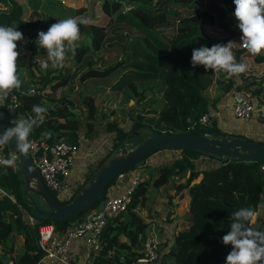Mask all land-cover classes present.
I'll return each instance as SVG.
<instances>
[{"label":"trees","instance_id":"16d2710c","mask_svg":"<svg viewBox=\"0 0 264 264\" xmlns=\"http://www.w3.org/2000/svg\"><path fill=\"white\" fill-rule=\"evenodd\" d=\"M26 1L28 20L21 18L23 7L17 0H0L3 6L0 8V26L16 27L23 37H27L23 44L17 41V50L22 45V55L18 57L17 65L18 72H21L23 60L29 58L28 67L25 63L24 67L28 70L30 88L34 93L28 94L27 85L21 83L19 90L10 93L18 100L16 108L9 112L0 104V110L6 113L10 126L15 127L18 120L34 116L33 105L48 109L44 123L34 128L28 139L48 144L58 140L77 144L80 138L98 137L99 131L87 129L80 133V120L69 109L74 107L73 98L59 94L67 81L79 71L76 77L78 82L87 79H93L94 83H97L95 80H108L107 87L119 92L123 102L134 100V104L126 110L127 118L124 121L127 123H105L103 129L111 133V137L106 135L107 147L98 149L96 167L122 146L128 133L141 126L174 134L214 131L264 143V139L243 135L240 131L225 132L216 125L196 123L210 105H215L219 97L231 90H242L251 97H257L264 87V52L253 56L241 46L242 33L236 26L238 21L233 14V0H101L99 8L112 24L80 25L83 40H87V43L81 40L76 54H67L65 65L70 64L71 71L66 70L68 68L65 66L62 68L66 70L65 74L62 69H54L37 75L33 74V64L46 61L47 54L35 41L40 31L46 32L51 24L57 22L54 13L58 12L59 1L45 0L43 4L40 0ZM135 6H141L146 12L138 10L136 17L132 18L126 9ZM72 11L71 16L77 19L84 12L79 7ZM128 29H134L136 33H130ZM127 40L125 54L122 55L120 44ZM229 41L235 43L233 53L236 62L247 65L246 71L238 78H227L224 72L206 71L203 66L192 67L193 49ZM114 48L120 55L118 58L107 65L93 64L103 53L105 56L113 53ZM211 83L217 88L213 98L205 94ZM95 87L97 91L98 87ZM155 94H160L162 99L158 109L152 108L153 103L160 105L153 99ZM146 98L151 101L141 103ZM141 135L133 136L129 142L134 144V139H139ZM5 150L8 152L6 147ZM172 151L177 153L169 157L168 164H155L152 167L156 173L153 179L149 177L137 184L126 209L107 220L99 235L100 247L89 264H131L141 258L140 237L147 223L139 217L135 208L146 207L148 186L157 191L174 176L181 177L185 173L184 182L177 183L173 188L176 199L181 195L187 198L186 210L190 218L179 221L184 228L176 233L166 249H162L158 243V257L154 264H225L232 246L224 245L221 238L230 230L232 214L242 207L254 210L250 226L258 230L264 219V184L259 161L215 158L189 149ZM145 161L129 169H138ZM15 167L16 162L11 167L3 165L0 170V264L7 261L11 264H48L42 260L43 254L36 242V226L51 224L55 232L61 233L83 212L66 221L31 214L30 207L22 201L21 179L16 175ZM92 171L84 173L81 184ZM104 194L105 191L102 198ZM36 203L43 207L41 202ZM26 213L34 218L33 224L27 221ZM121 234L126 241H117ZM17 236L22 239L20 245L16 242Z\"/></svg>","mask_w":264,"mask_h":264},{"label":"clouds","instance_id":"9594fccd","mask_svg":"<svg viewBox=\"0 0 264 264\" xmlns=\"http://www.w3.org/2000/svg\"><path fill=\"white\" fill-rule=\"evenodd\" d=\"M234 16L237 27L242 33L241 46L253 56L264 52V0H233ZM86 17H68L57 20L48 30L40 31L35 43L46 50L47 60L40 64L41 69H62L67 54L73 56L81 41L80 25H88ZM24 39L23 33L13 26H0V98H7L13 90H19L21 80L18 75L17 41ZM234 42L215 44L212 47L201 46L193 49L191 65L203 66L205 70L224 72L227 78L246 71L245 63H237L233 53ZM48 109L33 105L34 116L22 118L15 127H9L0 133V146L15 142L16 152L27 154L32 147L29 136L34 128L44 123ZM0 165L11 167L14 159H0ZM255 212L250 207H242L231 217L230 230L221 240L231 245L232 250L226 256L225 264H264V231L250 226Z\"/></svg>","mask_w":264,"mask_h":264},{"label":"built area","instance_id":"2783aa9c","mask_svg":"<svg viewBox=\"0 0 264 264\" xmlns=\"http://www.w3.org/2000/svg\"><path fill=\"white\" fill-rule=\"evenodd\" d=\"M32 94L33 89L26 90ZM231 115L236 120H248L256 118L264 120V107L255 105L246 92L242 90H232L230 92ZM0 104L12 112L18 105V100L9 95L7 98H0ZM218 114L207 110L197 120L196 123L211 126L213 115ZM32 144L28 154L36 167L43 184L53 197L63 203L69 201L79 186L83 178L77 182L69 184L71 167L78 157V147L76 144L58 140L51 144L37 139H29ZM15 158L5 150V145L0 146V159ZM95 160L94 156L92 157ZM89 170L96 168L97 162H91ZM13 165V166H14ZM2 167V165H0ZM264 184V162L259 163ZM141 181L136 169H128L120 172L114 178L113 183L106 188L104 197L100 203L90 207L83 212L81 217L69 224L60 232H55L51 224H40L36 226V242L43 254L42 260L56 264H89V260L100 247L99 235L108 219L123 212L130 203L131 194L137 184ZM121 187L120 190L115 189ZM78 189V188H77ZM26 219L30 224L34 223L32 215L26 213ZM139 237V235H138ZM142 240L143 255L136 260V263L154 264L158 257V241L152 229L140 237ZM82 245L81 255L73 251L74 243L80 242Z\"/></svg>","mask_w":264,"mask_h":264},{"label":"water","instance_id":"95a60500","mask_svg":"<svg viewBox=\"0 0 264 264\" xmlns=\"http://www.w3.org/2000/svg\"><path fill=\"white\" fill-rule=\"evenodd\" d=\"M138 10L145 11L141 6H135L126 9V12L135 18ZM137 21L143 25L138 18ZM127 42L128 40L120 44L122 55L125 54ZM9 127L11 126L6 113L0 110V133ZM139 133L145 134V138L126 147L130 143L129 140ZM123 142L116 152H111L97 165L70 200L64 203L57 201L47 190L28 153L16 152L14 141L5 144V147L15 158V173L21 179L22 201L30 207V213L61 221L71 220L92 207L102 198L106 187L117 174L145 161L159 150L189 149L215 158L264 162V143L214 131L174 134L141 126L128 133ZM34 198L38 199L43 207H40ZM258 230L264 231V219Z\"/></svg>","mask_w":264,"mask_h":264},{"label":"rangeland","instance_id":"374dc122","mask_svg":"<svg viewBox=\"0 0 264 264\" xmlns=\"http://www.w3.org/2000/svg\"><path fill=\"white\" fill-rule=\"evenodd\" d=\"M17 1L23 7L21 18L24 20H28L29 7L27 5V2L22 1V0H17ZM44 1L45 0H43V2ZM100 2H101V0H63V2H58V4H59L60 11L65 12L63 17H66V18L72 17L71 16L72 10H76L79 7V8L84 10L82 15L87 14L83 17H86L89 20L88 24H97V25H105L106 26L107 24L111 23V20H110V18L104 16L101 13V10L99 8ZM1 7H3V6L0 5V8ZM122 7H124V5ZM82 15H81V17H82ZM128 31L130 33H136L134 29H128ZM80 33H81V40H83L84 35L82 32H80ZM26 41H27V37L24 36V39L22 40L21 43L23 44ZM83 42L87 43V40H83ZM112 51H113V53L108 54L107 56H105L103 53V55L101 57H99L98 60L94 61L93 64H96V65L99 64V66H101V64L107 65L110 62H112L114 59H116L120 56L115 48ZM120 54H122L121 51H120ZM42 62H44V61H38L35 64H33L35 66L33 74L37 75V73H44V71H46V70L47 71H53L54 70L50 66L51 62H49V68L48 69H46V70L41 69L40 64ZM24 63H25V66L28 67V65H29V58L28 57H25V59L23 60V68H22L21 72L20 71L18 72V75H19V78L21 80V83H25L27 85L26 86L27 89H29L31 87V84L29 82L30 77L28 75L27 68L24 67ZM65 66H67V68H68L66 70L71 71L72 67L70 64L67 63ZM251 69L252 68H250V70ZM66 70L62 69V72L65 74ZM78 73H79V71L75 72L74 76L71 77L70 79H69L70 74H68L69 80L67 81L63 90H61V92L59 94H65L68 97L73 98V99L72 98L71 99L74 102V107L69 108V109H70L71 113L80 120V124H81L80 133L82 131H87V129H90L92 132L93 131H99L100 134L98 135V137L96 139H94L93 137L92 138H84V139L80 138L76 144V145H78L77 146L78 151L84 156V158H86L88 156L89 159H91V156L92 157L94 156L95 160H93V158H92L91 162L92 161L97 162V160H98V149L105 148L108 145V144H105L107 142V141L105 142V136L110 135L109 137H111V133L108 134L103 129L105 123L107 121H111V122H114L116 124L127 123V121H124L127 118L126 110H127V107L134 104V100L131 99V100H128V102H123L122 101L123 97L119 92L112 91L109 89V87H107L106 84H107L108 80H105V82L95 80V81H97V83H94L93 79L92 80L87 79L83 82H80V81L78 82L77 78H76ZM113 73H115V72H113ZM51 75H52L51 77H53V74H51ZM234 76L237 78L239 77V75H234ZM104 79H106V77ZM51 82H53V81H51ZM95 86L98 87L97 91H96ZM262 88L263 89H261V91L257 97H253V96L251 97L252 100L255 102V105H257V106L264 105V87H262ZM216 93H217L216 85L214 83L209 84L205 90V94L209 98H213L216 95ZM229 93H226V94H229ZM226 94H224V95H226ZM221 97H219V99L215 102V106L210 105L207 108V110H212L214 112L217 109L218 114L216 113L215 115H213L212 122H211L212 125H216V126L219 125V122L226 123V120H227L226 117H228L229 120L231 119V115L223 117L222 119L219 116L220 115V109H221L220 104L223 103ZM153 99H154V101L160 102L159 106L155 105V103L152 104V108L158 109V107H160L162 104V99L160 97V94L153 95ZM149 101H151V99L146 98V99L142 100L141 103L147 104ZM257 101H258V104H256ZM137 106H140V104H137ZM256 123L258 125L259 124L264 125V121L258 120V121H256ZM220 128L222 129V125H220ZM141 138H145V134H142L139 139H134L133 142L136 143L139 140H141ZM108 143H109V141H108ZM130 144H131V142L128 145H126V147H129ZM116 151H114V152H116ZM85 155H86V157H85ZM161 156H163L164 158H167L168 153L163 152V151H158V152H155L154 154H152L150 156V158L154 159V160L159 159L162 161L164 158H162ZM156 164H159V163H156ZM142 166H141V168H142ZM0 170H2V167H0ZM88 170H89L88 168L84 169V173ZM81 171H83V169L80 170L78 173H80ZM36 201L40 202L39 200H36ZM100 201H101V199L99 201H97L96 204L100 203ZM46 263H48V262H46ZM6 264H9V261H7ZM43 264H45V263H43ZM48 264H50V263H48Z\"/></svg>","mask_w":264,"mask_h":264},{"label":"crops","instance_id":"0c3cea01","mask_svg":"<svg viewBox=\"0 0 264 264\" xmlns=\"http://www.w3.org/2000/svg\"><path fill=\"white\" fill-rule=\"evenodd\" d=\"M22 1H26V0H22ZM42 1L43 0H41V2ZM58 1L63 2V0H58ZM41 4H43V2ZM57 7H58V12L57 13L53 12L57 16V20L65 19L66 17H63L65 12L60 11L59 5ZM17 51L20 53L19 58H21L22 47L19 46ZM230 98H231L230 93L223 95L221 97L223 101V103L220 104L221 109H220L219 116L221 119L223 117L231 115L230 107L228 105ZM226 118H227L226 123L219 122V125H217L219 128H220V125H222V129H221L222 131H225V132L240 131L243 135H248L254 138L264 139V125L262 124L258 125L256 123V121H258L256 118L252 117L248 119L247 121L246 120H236L233 118L232 115H231L230 120L228 117ZM172 150L173 149L159 150V151L168 153L167 158H164L163 156H161L162 158H164L162 161L159 159H157L158 161L151 159L150 158L151 155H150L148 159L146 160V162H144V165L142 166V168L140 167L136 169V171L140 175L141 181L142 180L146 181L148 180L149 177H151L150 179H153L156 173L152 171V167L156 163L168 164L170 162L169 157L175 156L177 153L176 151H172ZM91 160H92V156H91V159H89L88 156L84 158V156L80 152H78V157L75 159L71 167L70 176L68 180L69 184L77 183L82 178H84V172L83 171H81L80 173L78 172L82 169H87V168L89 169V166L91 165L90 164ZM186 176H187V173H185V175L181 177L174 176L171 181L161 186L159 190L157 191H155L153 188L148 186L146 189V193H147V200L145 202L146 207L145 208L143 207L135 208V211H137L139 217L147 223V226H146V229L143 235H145L147 231L152 229L162 249H166L168 245L170 244V242L172 241V239L174 238V236L176 235V233L184 228V226L179 221L181 219L190 218V215L186 210L187 198L184 195H181L180 198L176 199L177 194H176L175 189L173 188V186L176 185L177 183H183ZM120 188L121 187L119 186L115 190L118 191L120 190ZM117 241L124 242L126 241V238L121 234L117 237ZM16 242L18 245H20L22 242V239L17 236ZM72 248H73V251L77 255H81V251H82L81 241L74 243ZM50 264H56V263L52 262ZM131 264H144V263L134 262Z\"/></svg>","mask_w":264,"mask_h":264}]
</instances>
